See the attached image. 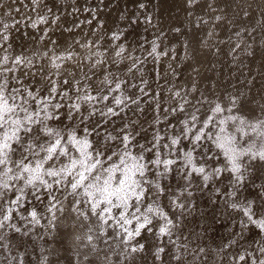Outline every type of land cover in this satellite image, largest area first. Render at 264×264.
I'll use <instances>...</instances> for the list:
<instances>
[{"label": "snow or ice", "instance_id": "obj_1", "mask_svg": "<svg viewBox=\"0 0 264 264\" xmlns=\"http://www.w3.org/2000/svg\"><path fill=\"white\" fill-rule=\"evenodd\" d=\"M19 2L0 14V264H264V0H180L167 28L156 0ZM193 29L182 55L165 43ZM223 44L260 71L220 92L199 57Z\"/></svg>", "mask_w": 264, "mask_h": 264}, {"label": "rangeland", "instance_id": "obj_2", "mask_svg": "<svg viewBox=\"0 0 264 264\" xmlns=\"http://www.w3.org/2000/svg\"><path fill=\"white\" fill-rule=\"evenodd\" d=\"M70 3V0H68ZM24 3H29V0H24ZM99 3V0H77V4L81 7L83 6H95ZM123 3V0H121ZM0 4H3L4 7L0 8V14L7 11L9 7L12 9L20 8V13L13 11L12 15L19 18L20 15L25 14V8L23 4L16 0L14 3L13 0H0ZM105 4L108 7L104 8V11L100 13L102 17L116 15L115 7L116 0H112V3H109V0H105ZM156 16L162 22V26L167 28L169 26H178L181 21L185 20V14L182 10L180 0H156V7L153 9ZM86 14L81 15L79 18L84 19ZM89 26H84L83 32L88 31ZM26 31H31L27 29ZM141 31H143L141 29ZM83 32L77 30V35H80L83 38ZM145 36H148L151 39L150 33H144ZM203 35V33H201ZM227 33L224 31L220 32V38H226ZM57 38V37H54ZM69 34L65 33L63 39H68ZM190 40L193 44L196 43L197 36L195 35V30L192 32H187L186 35L181 38L176 33H168V39L165 41L169 46L175 45L178 53L183 54L181 49V44L183 40ZM211 43V42H210ZM200 59V68L202 73L201 85L202 87H210L212 84L217 86V89L220 92H223L226 88L230 89L232 85L236 84L238 79H241V71L245 75L249 74V71L252 75H256L260 71V62L257 60L255 63L250 61H245L248 64L246 68H240L238 62H233L232 56L229 55V46L227 44L220 45V51L218 54L213 55L209 50L205 49L204 54L199 57ZM149 68L151 65L148 66ZM183 75L180 77L181 82L188 78V72L183 71ZM259 88V84H257Z\"/></svg>", "mask_w": 264, "mask_h": 264}]
</instances>
